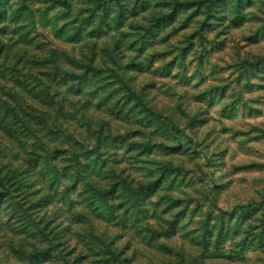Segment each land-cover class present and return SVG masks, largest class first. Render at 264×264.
<instances>
[{
	"label": "rangeland",
	"instance_id": "obj_1",
	"mask_svg": "<svg viewBox=\"0 0 264 264\" xmlns=\"http://www.w3.org/2000/svg\"><path fill=\"white\" fill-rule=\"evenodd\" d=\"M0 264H264V0H0Z\"/></svg>",
	"mask_w": 264,
	"mask_h": 264
},
{
	"label": "clouds",
	"instance_id": "obj_2",
	"mask_svg": "<svg viewBox=\"0 0 264 264\" xmlns=\"http://www.w3.org/2000/svg\"><path fill=\"white\" fill-rule=\"evenodd\" d=\"M94 89L90 88V87H86V91H93ZM139 118V117H137ZM159 134V133H158ZM173 139H176V137L173 135ZM213 182V179L210 177L208 180V184L209 186L211 185V183Z\"/></svg>",
	"mask_w": 264,
	"mask_h": 264
},
{
	"label": "trees",
	"instance_id": "obj_3",
	"mask_svg": "<svg viewBox=\"0 0 264 264\" xmlns=\"http://www.w3.org/2000/svg\"><path fill=\"white\" fill-rule=\"evenodd\" d=\"M54 55V54H53ZM76 63V65L78 64L77 62H75Z\"/></svg>",
	"mask_w": 264,
	"mask_h": 264
}]
</instances>
